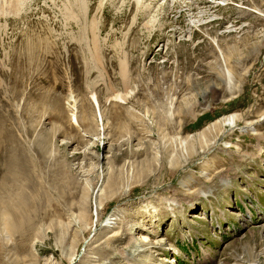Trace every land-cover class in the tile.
Listing matches in <instances>:
<instances>
[{
	"label": "rangeland",
	"instance_id": "obj_1",
	"mask_svg": "<svg viewBox=\"0 0 264 264\" xmlns=\"http://www.w3.org/2000/svg\"><path fill=\"white\" fill-rule=\"evenodd\" d=\"M5 1L0 264H264V0Z\"/></svg>",
	"mask_w": 264,
	"mask_h": 264
},
{
	"label": "bare ground",
	"instance_id": "obj_2",
	"mask_svg": "<svg viewBox=\"0 0 264 264\" xmlns=\"http://www.w3.org/2000/svg\"><path fill=\"white\" fill-rule=\"evenodd\" d=\"M7 1V0H6ZM5 1V2H6ZM9 1H12V0H9ZM15 2L17 1V0H14ZM140 2H141V0H139ZM143 1V0H142ZM138 2V1H137ZM139 2V3H140ZM142 3V2H141ZM140 3V4H141ZM140 4H138V5H140ZM136 5V4H135ZM137 5V6H138ZM145 6H146V4H145ZM150 6V5H149ZM96 29H97V27H95ZM92 39H94V38H92ZM223 120V122H224V125H227L228 127H230V128H235V124H234V117L233 116H230V117H227V118H225V119H222ZM222 120H218L217 122H220V121H222ZM243 128H245V129H248L249 131H252V133L254 134V135H256L255 133H254V129L252 128V127H243ZM244 130V129H243ZM21 206V205H20ZM15 213H17V212H15ZM15 213H14V208L13 209H11L10 210V214H11V218H16L15 217ZM9 215V214H8ZM7 217V216H6ZM8 219V218H7ZM6 219V220H7Z\"/></svg>",
	"mask_w": 264,
	"mask_h": 264
}]
</instances>
